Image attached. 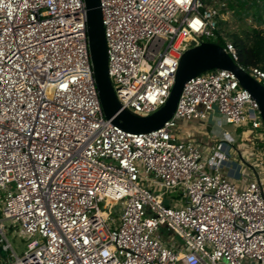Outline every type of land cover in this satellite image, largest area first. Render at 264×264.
Instances as JSON below:
<instances>
[{
    "label": "built area",
    "instance_id": "obj_1",
    "mask_svg": "<svg viewBox=\"0 0 264 264\" xmlns=\"http://www.w3.org/2000/svg\"><path fill=\"white\" fill-rule=\"evenodd\" d=\"M227 5L100 0L122 110L163 108L184 53L203 42L237 63L219 29ZM240 67L264 87L262 69ZM216 111L264 140L258 103L217 69L186 83L161 129L122 130L103 112L84 0H0V264H264V153L250 146V176L240 162L235 182L226 166L239 144L222 122L208 138L180 128ZM178 190L184 205L166 201ZM6 223L27 241L21 257Z\"/></svg>",
    "mask_w": 264,
    "mask_h": 264
},
{
    "label": "water",
    "instance_id": "obj_2",
    "mask_svg": "<svg viewBox=\"0 0 264 264\" xmlns=\"http://www.w3.org/2000/svg\"><path fill=\"white\" fill-rule=\"evenodd\" d=\"M84 2L87 9L90 57L97 90L104 115L112 120L114 125L133 134L150 133L161 129L174 116L186 83L203 73L216 69L231 71L237 76L240 85L249 91L258 103L264 122V87L235 63L222 46L211 42H203L184 53L170 97L163 108L147 117H140L122 110L109 77L100 0H84Z\"/></svg>",
    "mask_w": 264,
    "mask_h": 264
},
{
    "label": "rangeland",
    "instance_id": "obj_3",
    "mask_svg": "<svg viewBox=\"0 0 264 264\" xmlns=\"http://www.w3.org/2000/svg\"><path fill=\"white\" fill-rule=\"evenodd\" d=\"M242 2V1H241ZM238 8H232L227 5L226 8L221 9V17L220 20L224 21L226 23L225 26L222 27V33H221V38H226L227 34L234 33V32H242L244 29H246L249 26H252L253 28H259L264 30V25L257 26L255 23L253 17L246 16L245 7L239 3L237 4ZM240 12V18L236 15V12ZM219 44H222L221 40L217 41ZM222 122L224 129L229 130L230 132L233 133L234 137L236 138L239 148L238 149H233L232 154H231V159L235 162L238 163H243L245 166L244 173L246 174L247 177L250 176V169L245 165V162L252 161V157H249L250 153V146L254 145L256 147L258 154L264 153V140H255L253 137L256 135V132L253 130H245L244 128H234L230 125H226V119L224 116L220 115L218 111H216L214 117L210 118L207 123H200L199 127L204 132V137L208 138L209 135L211 136L214 131L217 129V124ZM262 149V150H261ZM239 152L243 155V158L240 157ZM244 159V160H243ZM245 161V162H244ZM239 188L241 185H237ZM182 194L183 192L181 190H178L176 192H170L168 195H166L164 198L166 201L173 199V200H181L182 199ZM182 204L184 205V200L182 199ZM104 201H100L99 205L103 208L104 207ZM172 206V205H170ZM120 217L119 214V207H117L113 213V219L115 221H118ZM0 218H2V211L0 208ZM6 226L8 227L7 229V237L9 242L11 243L13 250L15 253L21 257L24 252L27 250V241L22 239L18 234L17 231L19 228H9L10 223H6ZM169 234H166V237H168ZM171 237V236H170ZM174 241L176 244H180L181 241L180 239L175 236ZM12 253V252H11ZM9 253V254H11ZM6 253H3L5 255Z\"/></svg>",
    "mask_w": 264,
    "mask_h": 264
},
{
    "label": "trees",
    "instance_id": "obj_4",
    "mask_svg": "<svg viewBox=\"0 0 264 264\" xmlns=\"http://www.w3.org/2000/svg\"><path fill=\"white\" fill-rule=\"evenodd\" d=\"M204 4L210 5L212 0H202ZM224 1V0H222ZM228 6L238 8L237 4L243 3L246 16H252L257 26L264 25V0L261 4H249L240 0H226ZM240 18V12H236ZM226 23L219 19V29L222 33V27ZM228 39L235 46L239 60L238 64L245 69L257 67L264 71V30L259 28L247 27L242 32H234L227 34ZM222 45V44H221Z\"/></svg>",
    "mask_w": 264,
    "mask_h": 264
},
{
    "label": "crops",
    "instance_id": "obj_5",
    "mask_svg": "<svg viewBox=\"0 0 264 264\" xmlns=\"http://www.w3.org/2000/svg\"><path fill=\"white\" fill-rule=\"evenodd\" d=\"M199 122H192V123H187V122H181L180 123V128L185 132H192L195 133L197 136H203L204 132L199 127ZM227 167V174L233 179V181L237 182L238 178V171L241 168H244V166L241 165V163L234 162L232 166L228 165ZM241 184V183H240Z\"/></svg>",
    "mask_w": 264,
    "mask_h": 264
}]
</instances>
